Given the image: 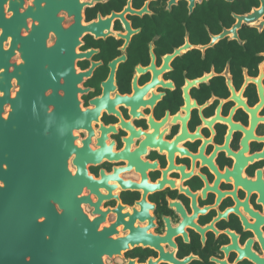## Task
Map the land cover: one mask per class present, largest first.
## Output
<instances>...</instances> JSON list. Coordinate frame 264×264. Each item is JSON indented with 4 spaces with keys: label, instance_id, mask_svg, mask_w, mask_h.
<instances>
[{
    "label": "flooded vegetation",
    "instance_id": "af4514ba",
    "mask_svg": "<svg viewBox=\"0 0 264 264\" xmlns=\"http://www.w3.org/2000/svg\"><path fill=\"white\" fill-rule=\"evenodd\" d=\"M0 165L96 264H264V0H0Z\"/></svg>",
    "mask_w": 264,
    "mask_h": 264
},
{
    "label": "water",
    "instance_id": "95a60500",
    "mask_svg": "<svg viewBox=\"0 0 264 264\" xmlns=\"http://www.w3.org/2000/svg\"><path fill=\"white\" fill-rule=\"evenodd\" d=\"M54 201L62 208L63 194L57 188ZM46 207L41 193L18 190L15 168L5 171L0 165V264H96L81 256L77 232L68 231L63 210L54 211L53 222L38 221Z\"/></svg>",
    "mask_w": 264,
    "mask_h": 264
}]
</instances>
